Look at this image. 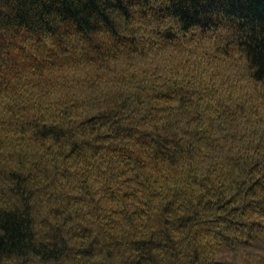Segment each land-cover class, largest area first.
I'll return each instance as SVG.
<instances>
[{"label":"trees","instance_id":"trees-1","mask_svg":"<svg viewBox=\"0 0 264 264\" xmlns=\"http://www.w3.org/2000/svg\"><path fill=\"white\" fill-rule=\"evenodd\" d=\"M0 264H264V0H0Z\"/></svg>","mask_w":264,"mask_h":264}]
</instances>
